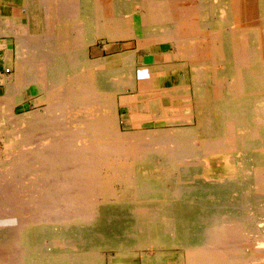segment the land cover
Listing matches in <instances>:
<instances>
[{"label":"bare ground","instance_id":"6f19581e","mask_svg":"<svg viewBox=\"0 0 264 264\" xmlns=\"http://www.w3.org/2000/svg\"><path fill=\"white\" fill-rule=\"evenodd\" d=\"M38 1L22 0L19 29L22 12L0 9V32L8 25L17 38L0 104V128L12 130L0 151V251L24 244L47 254L43 264L145 254L154 264H264V0ZM228 23L248 30L246 53L221 35ZM125 39L133 53L90 57L98 40ZM140 49L163 61L138 62ZM29 84L45 107L14 116ZM138 105L155 112L135 117L134 130L121 110ZM164 157L175 170L145 179L166 173ZM1 252L0 264H29Z\"/></svg>","mask_w":264,"mask_h":264},{"label":"rangeland","instance_id":"374dc122","mask_svg":"<svg viewBox=\"0 0 264 264\" xmlns=\"http://www.w3.org/2000/svg\"><path fill=\"white\" fill-rule=\"evenodd\" d=\"M41 1H42L41 4H45L44 3L45 0H41ZM38 2H40V0ZM13 3L15 5H19L20 0H13ZM23 21L26 22L27 19L24 18ZM228 24H226V25L223 26L224 27L223 28L224 32L221 35H223V36H225L227 38H228L229 35H231L230 37H232L233 44L236 45V46H239V49L242 52L246 53L247 52L246 46H247L248 30L245 29L243 26H236L238 24H235V23H233V24L232 23H228ZM241 27H243V28H241ZM19 33L20 32H18V34ZM31 34H32L31 32H28V33L26 32L23 35H24V38H28L29 39L28 35H31ZM237 34H240V37L241 38H237ZM10 35H13V34H10ZM23 35H20V36H23ZM29 41H30V39H29ZM30 42L32 43V44L30 43L31 44V50L34 51V49L32 48V46H35L37 43H34V42H37V41L36 40H33V41L31 40ZM164 47H165V45H162V49H164ZM135 50H136L135 40L125 39V40H118V41H111V42L110 41H104V40H98L95 45H93V46L90 47V57L92 59H94V58H101V57H106L107 58V57H110V56H118V55H120L122 53H133ZM169 50H170V52L173 51L172 49H169ZM31 53H33V52L31 51ZM149 54L150 53L146 49H140V50H138L137 51L138 62L150 63L152 61H156V62H162L163 61V55L161 53L156 54V55L155 54H150L149 55ZM101 67H105V66H101ZM101 67H100V69H101ZM6 71L9 72V70H6ZM10 78H11V80H9L8 83L12 81V75L10 76ZM175 82L176 81L173 79V80H170L168 82V84H173ZM27 87H29L28 89H26L27 92H28V94L33 96V101L32 102L34 103V105L33 104H30V106L26 109L27 111L22 112L23 114H21V115H20V112L13 113V111H12V114L14 116H20L21 117V116H24L25 114H28V113L42 112V110L45 107V103H43V101H44V95H43V93L36 92V90L34 88L35 86L33 84H29ZM261 100H263V101H261ZM259 101L264 103V95L262 97L260 96V100H258V103H259ZM259 104H261V103H259ZM259 104L257 105L258 107H263L264 106V104H261V105H259ZM143 108H144L143 106H139L138 105V108L136 106L135 110H133V112L129 116L126 115L127 112H126L125 109H122L121 110L123 114L125 113L124 114L125 115L124 122H126V121L131 122L133 124L132 125V129H134V130L141 127L138 124H134L135 117L138 118V119H141V118H149L150 115L155 112L154 109H150L149 110V113H146L145 112V109H143ZM158 112L159 113L161 112V108L158 109ZM168 113H172V110H169ZM147 120L148 121H146L143 126H145L147 128H150V126L153 125V122L150 121L149 119H147ZM38 124H40V123L39 122L38 123L37 122L34 123V125H38ZM39 129L41 131V128H39ZM3 130L5 131L6 136L5 137L2 136V139L5 140L4 142L2 140L0 141V142H2V147L0 148V151L3 150V148H4L3 146H6L8 148V146L11 147V145H12V141H11L12 138L10 137V132L12 130L10 129V127L7 128V129H3ZM27 131L32 132V131H36V130H35L34 127H30L29 126L27 128ZM130 131H132V130H130ZM196 152H198L199 154H202L204 151L198 149ZM196 152L188 153L187 154L188 155V158L187 159L188 160L193 159L194 158L193 155L195 156ZM0 157H1V160H3L2 159V158H4L3 155H1ZM200 159L201 158H199L196 161H198L199 163H201L200 161H202V160H200ZM162 161L167 164V165H165V167H166L165 168L166 173H164V174L161 173L160 170H159V168H158L156 173H152V174L149 173V174L144 175L145 179H160V178H165V177H168L169 176L168 170L170 172L171 171L173 172L175 170L174 160L172 158H170V157H164L162 159ZM201 164H203V163H201ZM218 176H220V175H218V174L217 175H212V176L211 175H201V178H203L206 181H211L213 179H217ZM174 177H175V175L173 174L172 175V179ZM227 179L230 180V179H232V177L229 176ZM168 185L169 186H167V188H169V189L173 188V185L171 183L168 184ZM96 225H97V223L94 224V226H96ZM71 242H75L76 243V242H79V240L78 239L77 240L76 239H72ZM8 247H6V250H3V251L1 250L2 252L1 251L0 252L1 253H5L6 252V254H7L8 252H11L13 250V252H11V253L17 254V255L20 254L19 256H21L26 262H29V264H35V263L43 264L45 262V257L47 256V254H45V253L44 254H41L40 252H35V251L32 252L31 251V248L25 246L24 244H22V245L21 244L20 245H9ZM7 248L9 250H11V251L7 250ZM103 252H104V254L106 253V255L108 256V257L106 256L107 259H109V256H110V258H115L116 257V252L113 251V250H105ZM144 252H147V251L144 250ZM98 254L101 255V252H98ZM38 256H39V258H38ZM63 256H66V255H63ZM40 260H41V262H40ZM117 263L118 264H127V263L128 264H154V260H153V258H151L150 256H148V255L145 254L143 256H138V258L136 256H132V257H128V258H120V259L117 258ZM170 264H178V263L176 261L172 260L170 262ZM180 264H184V263L182 262Z\"/></svg>","mask_w":264,"mask_h":264},{"label":"crops","instance_id":"0c3cea01","mask_svg":"<svg viewBox=\"0 0 264 264\" xmlns=\"http://www.w3.org/2000/svg\"><path fill=\"white\" fill-rule=\"evenodd\" d=\"M13 0H0V9L3 16H11L14 10L20 11L23 14V19L17 24V29L27 26L28 22H24L26 18V10L24 11V6L22 5V0L20 5H15ZM3 32H0V104L3 103V98L7 94V83L11 80L10 76L17 73V38L13 35L8 34L10 28L8 25L5 26ZM9 70V72H6ZM13 80V79H12ZM29 87H24L20 90L18 96L19 101L14 105L12 111L13 113L27 111L26 109L30 104L34 103L33 96L29 95L27 90ZM2 100V101H1ZM19 115V114H18ZM5 135V131L0 128V141L2 136ZM2 147V142H0V148ZM163 264V263H161Z\"/></svg>","mask_w":264,"mask_h":264},{"label":"built area","instance_id":"2783aa9c","mask_svg":"<svg viewBox=\"0 0 264 264\" xmlns=\"http://www.w3.org/2000/svg\"><path fill=\"white\" fill-rule=\"evenodd\" d=\"M7 72V71H6Z\"/></svg>","mask_w":264,"mask_h":264}]
</instances>
